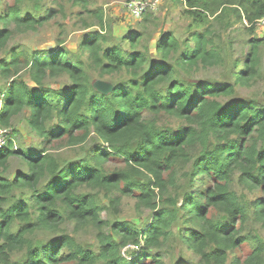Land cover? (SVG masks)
Returning <instances> with one entry per match:
<instances>
[{
    "label": "trees",
    "instance_id": "obj_1",
    "mask_svg": "<svg viewBox=\"0 0 264 264\" xmlns=\"http://www.w3.org/2000/svg\"><path fill=\"white\" fill-rule=\"evenodd\" d=\"M25 1L32 7L24 9ZM71 1L97 26L75 51L62 41L30 53L6 49L13 30H36L54 9L43 8L42 0H7L0 12V79L6 81L0 127L14 136L12 119L23 114L42 139L35 152L14 149L12 138L0 148V264H163L154 249L171 238L199 255L198 263L179 257L171 264H264V237L255 228H264V102L235 96L238 85L264 78V37L248 39V52L240 67L234 60L228 81L199 75L224 62L211 20L233 15L252 32L264 0H170L182 5L194 30L185 38L163 32L154 54L135 50L141 37L135 31L122 37L129 45L122 48L107 37L102 9ZM58 77L68 83L46 85ZM97 79H107L112 89L97 91ZM61 148L81 155L62 158ZM13 155L24 159L26 170L10 178L5 171ZM112 159L123 165L108 167ZM185 164L181 185L176 170ZM82 187L133 195L151 217L142 228L103 219L97 197ZM120 196L109 203L115 207ZM66 219L93 225L97 248L80 245L60 228ZM246 224L252 225L247 231ZM245 243L248 253L236 255ZM129 244L138 247L135 258L123 254Z\"/></svg>",
    "mask_w": 264,
    "mask_h": 264
},
{
    "label": "rangeland",
    "instance_id": "obj_2",
    "mask_svg": "<svg viewBox=\"0 0 264 264\" xmlns=\"http://www.w3.org/2000/svg\"><path fill=\"white\" fill-rule=\"evenodd\" d=\"M7 0H0V12L3 10V5ZM129 0H87V8L90 10L102 9L105 20L107 33L112 36L107 37L115 42H119L122 48L129 46L126 41L122 39L130 31L140 33V38L136 43L135 50L144 51L143 47H147L150 54H154L155 42L163 32H173L174 35L185 38L194 28H188L189 18L182 16V5L173 4L170 0H160L158 7L153 11H147L150 15L147 21L140 19H132L128 14L125 3ZM43 8L54 9L53 17L38 27L36 30L19 31L13 30L9 39L7 40L6 49L16 47L20 50L33 52L35 50H42L59 45H65L71 51H75L80 39L84 34L91 30L97 29L94 17L86 12L80 5L73 4L71 0H42ZM32 7V3L25 1L23 8ZM142 19V20H141ZM141 20V21H140ZM226 21H232V25L224 26ZM85 25H90L86 27ZM109 25V26H108ZM212 26L213 34L218 33L220 36L216 38L222 49L224 62L222 65L210 67L202 70L199 75L212 80H229L230 68L233 66L235 59L240 60L238 67L241 66L242 60L246 56L249 45L247 41L252 35L261 38L264 37V27L256 26V29L250 32L247 27L248 23L235 22L233 15L211 20L209 24ZM201 30V28H199ZM261 53H264V44L261 46ZM5 52L0 49V59L4 57ZM22 78L32 86H35L30 80L26 71L21 72ZM106 85H111L107 79L102 80ZM6 81L0 79V89L5 85ZM68 83L66 77H58L46 81V85L50 87H62ZM101 92V91H99ZM236 98H253L257 101L264 102V78L257 81H250L248 85H238L236 88ZM1 105V103H0ZM23 114H20L12 119V127H16L17 133L12 135V142L14 149L30 148L32 151H38L41 147L42 139L33 130H31L23 119ZM163 121H175L169 117H162ZM62 158H77V150L70 151L69 148H61L57 151ZM121 161L112 159L108 163V167L122 166ZM189 169V165H181L176 170L177 178L181 185L185 183V174ZM26 170V163L20 155H13L9 158L5 175L13 178L20 171ZM200 184L197 183L196 186ZM206 184H201L204 188ZM236 190H242L240 186L234 185ZM80 192H89L95 194L97 202L101 207L100 216L109 221H126L137 228L144 227L151 217L152 211L137 203V199L133 195H122L118 191L110 188L101 187H82ZM260 195L261 193L257 191ZM115 195H121L116 203L112 206L109 203V198ZM252 225L246 224L245 231ZM65 232L73 236L75 241L84 247L97 248L96 229L91 224L78 225L74 219H66L61 225ZM258 232L264 237V228L259 223L255 224ZM107 230V228L105 227ZM42 236V235H41ZM250 250L248 243L243 244L237 253L244 256ZM124 256L127 258H135V254L139 251L138 247L129 244L122 249ZM160 251L162 254L163 264H171L179 257L191 260L195 263L199 262V255L194 253L191 249H187L184 245H180L171 238L169 242L164 243L160 248L154 249ZM135 253V254H134ZM134 254V255H133ZM146 264H154V262L147 261ZM202 264V263H201Z\"/></svg>",
    "mask_w": 264,
    "mask_h": 264
},
{
    "label": "built area",
    "instance_id": "obj_3",
    "mask_svg": "<svg viewBox=\"0 0 264 264\" xmlns=\"http://www.w3.org/2000/svg\"><path fill=\"white\" fill-rule=\"evenodd\" d=\"M160 0H129L125 3V8L132 19H140L147 11H153L158 7ZM247 22L244 21V24ZM256 26L264 27V15L255 21ZM11 138V129L0 127V148L5 146Z\"/></svg>",
    "mask_w": 264,
    "mask_h": 264
},
{
    "label": "water",
    "instance_id": "obj_4",
    "mask_svg": "<svg viewBox=\"0 0 264 264\" xmlns=\"http://www.w3.org/2000/svg\"><path fill=\"white\" fill-rule=\"evenodd\" d=\"M93 86L95 87V89L97 91H101V92H108L112 89V86L110 85H106V83H104V81H102L101 79H97L94 81Z\"/></svg>",
    "mask_w": 264,
    "mask_h": 264
}]
</instances>
